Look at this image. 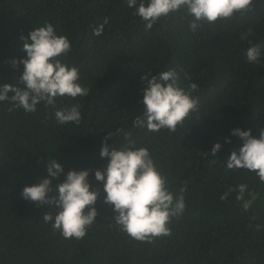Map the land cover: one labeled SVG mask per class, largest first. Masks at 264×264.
<instances>
[{
  "label": "trees",
  "instance_id": "16d2710c",
  "mask_svg": "<svg viewBox=\"0 0 264 264\" xmlns=\"http://www.w3.org/2000/svg\"><path fill=\"white\" fill-rule=\"evenodd\" d=\"M104 17L109 23L96 36L93 28ZM191 19L182 9L146 31L127 0H0V83L16 85L23 72L22 64L10 63L26 57L19 37L51 23L71 42L62 62L77 67L78 82L90 89L87 96L57 98V108L78 106L79 125L57 123L54 110L43 103L27 113L10 112L11 105L0 102V264H264V184L255 173L226 167L231 152L242 145L232 130L251 129L258 138L264 128V0H255L244 17L203 23L195 32ZM249 28L251 43L240 39ZM254 44L262 53L256 65L246 58ZM171 69L180 87L199 85L193 93L198 110L174 133L132 129L142 111L143 73ZM118 128L133 131L136 147L149 150L172 191L187 184L186 209L172 219V234L141 243L119 231L94 172L89 180L100 197L87 235L75 240L53 233L43 221L49 206L23 199V188L47 178L50 158L64 168L54 182L63 181L69 170L103 169L108 163L99 155L103 138ZM217 142L218 162L211 164L215 157L205 151ZM113 143L119 148L125 141L114 136L110 148ZM241 183L259 193L247 211L236 193L220 199Z\"/></svg>",
  "mask_w": 264,
  "mask_h": 264
},
{
  "label": "clouds",
  "instance_id": "9594fccd",
  "mask_svg": "<svg viewBox=\"0 0 264 264\" xmlns=\"http://www.w3.org/2000/svg\"><path fill=\"white\" fill-rule=\"evenodd\" d=\"M255 0H127L129 8H135V15L144 22L145 30L152 27L163 17L185 10L192 17L190 29L195 32L203 23L214 24L218 21H231L239 15L246 16L254 9ZM109 18L104 17L99 26H94L93 34L102 35L104 25ZM251 28L240 34L241 40L252 36ZM22 50L25 58L12 59L13 68L23 65L22 74L16 78L17 84L0 83V102H8L14 109H23L27 113L37 110L43 103L45 108L54 110L57 123L80 124L81 113L77 105L70 108H57V98L87 96L90 89L83 87L79 69L62 62L71 52V42L65 35H57L53 25L46 23L27 35H21ZM260 45L247 48V62L253 65L261 63ZM191 81V77L185 74ZM143 97L140 114L132 122V129H147L159 132L167 129L174 133L178 126H183L185 119L199 107L198 98L193 96L199 91V85L189 82L186 88L179 86V75L175 69L152 74L143 73ZM259 136L254 137L252 130L235 128L232 135L237 136L242 145L233 150L227 160V169L232 171L246 169L255 173L260 183L264 184V128L258 129ZM114 136H121L125 143L119 148H110L108 141ZM133 131L118 128L108 132L103 138L99 155L107 158L103 169L69 170L63 181L54 182L64 173L63 166L55 159H47V178L39 183L25 186L21 196L37 206L48 205L50 211L43 216V221L50 224L53 233L65 239H83L96 221L95 207L100 190L94 189L89 176L94 172L95 180L102 182L105 193L103 202L112 206L115 226L131 239L141 243H152L158 238L172 234L169 225L173 218L179 219L185 209V183L178 191H172L167 177L162 174L149 150L136 147L132 138ZM230 142V141H227ZM221 144L215 143L210 151L215 157L211 164L217 163L216 154ZM236 193V200L247 211L257 200L259 193L248 190V185L241 183L230 186L221 196L226 201L230 194ZM247 194V198H246ZM55 210V213L51 210ZM255 219V217H253ZM259 229L260 225H256Z\"/></svg>",
  "mask_w": 264,
  "mask_h": 264
}]
</instances>
